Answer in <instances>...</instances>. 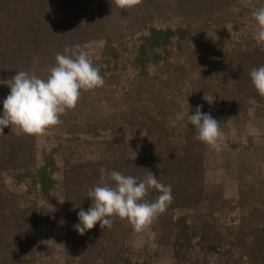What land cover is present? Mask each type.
Returning a JSON list of instances; mask_svg holds the SVG:
<instances>
[{
  "label": "rangeland",
  "instance_id": "374dc122",
  "mask_svg": "<svg viewBox=\"0 0 264 264\" xmlns=\"http://www.w3.org/2000/svg\"><path fill=\"white\" fill-rule=\"evenodd\" d=\"M262 6L0 0V99L15 71L46 77L65 45L103 77L45 133L0 132V264H264V95L249 77L264 65ZM197 105L219 122L218 147L176 119ZM113 169L151 171L171 200L141 231L113 216L79 234L88 190Z\"/></svg>",
  "mask_w": 264,
  "mask_h": 264
},
{
  "label": "clouds",
  "instance_id": "9594fccd",
  "mask_svg": "<svg viewBox=\"0 0 264 264\" xmlns=\"http://www.w3.org/2000/svg\"><path fill=\"white\" fill-rule=\"evenodd\" d=\"M251 15L257 39L264 41V6L253 10ZM249 77L257 92L264 95V65L252 68ZM102 83L103 77L88 54L79 45H65L63 52L56 54L46 77L20 70L2 83L9 92L0 99V132L7 127L18 134H43L60 123L61 114L76 105L82 90L94 89ZM185 115L199 140L218 147L222 132L210 113L202 112L197 105L193 113L190 110L178 113L176 119H183ZM108 175L111 183L93 185L86 196L90 206L87 210L81 207L77 212L78 222L73 227L79 234L92 229L97 222L101 228L110 227L113 216L126 219L135 231H141L164 211L172 198L171 186L162 183L151 171L139 180L115 169ZM153 188L158 191L157 197L145 200Z\"/></svg>",
  "mask_w": 264,
  "mask_h": 264
}]
</instances>
